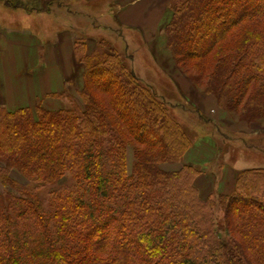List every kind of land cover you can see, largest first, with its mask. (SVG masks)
Wrapping results in <instances>:
<instances>
[{
    "label": "trees",
    "instance_id": "1",
    "mask_svg": "<svg viewBox=\"0 0 264 264\" xmlns=\"http://www.w3.org/2000/svg\"><path fill=\"white\" fill-rule=\"evenodd\" d=\"M2 1L30 14L52 10L42 0ZM163 31L192 82L204 80L220 101L226 93L224 106L243 119H264V0H179ZM81 43L82 110L0 104V264H264V180L252 181L264 168L240 174L218 201L203 197L194 167L162 168L192 145L180 103L161 98L130 55ZM198 121L191 130L210 134L212 122ZM246 154L264 164L263 149ZM66 176L71 183L44 206L37 190ZM216 205L230 242L217 236Z\"/></svg>",
    "mask_w": 264,
    "mask_h": 264
},
{
    "label": "crops",
    "instance_id": "2",
    "mask_svg": "<svg viewBox=\"0 0 264 264\" xmlns=\"http://www.w3.org/2000/svg\"><path fill=\"white\" fill-rule=\"evenodd\" d=\"M149 1L42 0L44 7L52 3V10L30 14L23 9L8 7L0 0V103L9 111L27 107L35 109L39 104L49 110L65 108L64 100L55 95L66 90L72 91L75 84L78 86L76 90L82 88L79 87V85L82 86L84 72V65L80 61L78 52L80 38H82L81 41L86 40L87 52L97 50L103 42H108L111 48L116 47L121 54L128 55L129 52L131 54L133 37L141 38L143 33L157 34L154 38L155 45L150 41V46L155 47L154 52H157L158 56L165 54L164 43H160L161 52L157 51L159 46L157 37L159 26L169 19L171 11L165 9L161 2L162 13L159 19H155V30H152L151 25L146 23L148 14L144 12V5ZM15 13H18L17 16ZM19 14L27 19L42 18L48 22L53 19H69L70 22L52 27L54 32L51 37L44 40L30 26L18 27L13 24L14 16L18 19ZM6 17H8V23H6ZM48 27L51 28L49 23L47 29ZM155 58L157 61V56ZM136 73L138 74L137 71ZM217 106L218 102L213 97L201 101L203 110L214 109ZM216 114L225 124L229 116L221 110L219 112L216 110ZM222 127L233 133H247L250 135L249 138L254 135L246 130L245 125H231L229 128L225 124ZM214 130L215 132L210 134H213L220 142H224L230 147L229 149L235 148L234 143L238 142L237 139L228 138L224 133L220 134V138L216 134L217 128ZM208 146L211 148L210 151L197 152L196 149H191L188 154L189 163L210 162L216 147L213 143ZM245 156L248 155L245 153ZM247 163L248 166L254 163L261 164L252 157L248 158ZM224 172H226L225 180L221 179L217 187L212 184L207 188L205 184L199 182V177L197 185L203 197L213 196L215 187L218 191L227 189L221 193L229 194L235 189L238 171L225 168ZM226 186L229 187L226 188Z\"/></svg>",
    "mask_w": 264,
    "mask_h": 264
},
{
    "label": "rangeland",
    "instance_id": "3",
    "mask_svg": "<svg viewBox=\"0 0 264 264\" xmlns=\"http://www.w3.org/2000/svg\"><path fill=\"white\" fill-rule=\"evenodd\" d=\"M179 0H150L147 4L144 5V12L148 14V17L146 19V23L150 24L152 30L154 29V25L156 23L155 19H159L162 13V4L163 2L165 9L171 11L172 14V5L177 3ZM257 2H254L256 4ZM16 16L18 13H15ZM14 16L15 20L13 21V24L18 27H25L30 26L35 33L39 34L40 37H42L44 40H48L52 33L54 32L52 30V27L59 26L61 24H67L70 22L69 19H53L51 22H48L46 20L40 19H27L22 14H19V18ZM171 15L169 19H167L165 22H163L159 26L157 37L159 41L158 46V52L160 53V43H164V48H166V53L162 56H158L154 46H150L152 41L155 42L154 38L156 35H146L143 33L142 37L139 38L133 37L132 38V47H130L131 54L130 59L132 60V65L135 67V71L138 72V75L149 85L153 86L156 92L161 96V98H164L170 106H172L171 103H180L179 109L180 111L184 110V114L181 116L178 114L179 121L183 122L185 127L187 128L188 132H190V137L192 140V145L189 147V149L186 151L183 158L176 162H167L162 164V168H164L166 171H179L182 168L186 166H192L194 167L198 172L199 175L196 178L197 180L200 177V183L205 184L208 188L213 184V186H218L220 184L221 179L225 180V174L224 172L225 168L238 171V177L243 175L244 172L247 170L252 169H260L264 168L263 163H254L252 166H248L247 160L248 156H245V153L253 152L257 149H263L264 150V119L262 120H246L241 117L240 114L236 112H231L226 109L224 106L227 104V97L228 95L224 93L222 95V100L220 101L219 95L214 92H206V86L202 80V82L199 85H196L194 82L190 80V78L181 72V70L177 67L174 57L172 55L171 50L168 47L167 44V36L166 33L163 31L164 25L170 20ZM8 17H6V23ZM48 23L51 25V28L47 29ZM47 29V30H46ZM82 38L79 39L80 43ZM154 40V41H153ZM86 43V40L83 41ZM81 43L80 45H82ZM155 45V43L153 44ZM151 48V50H150ZM99 49L108 51L111 49V46L108 42H103L101 47ZM98 49V50H99ZM152 51V52H151ZM43 54V53H42ZM125 56V55H123ZM155 56H157V61L155 60ZM141 71V72H139ZM195 72V71H194ZM83 86V83H82ZM79 85V87H82ZM78 86L75 84V88L71 89L72 91L66 90L64 97L62 99L65 103V108L68 107H75L78 109L84 108V100L81 95V91L76 90ZM213 97L218 102V106L214 109H208L203 110L201 108V101L203 99ZM1 104V103H0ZM2 105V104H1ZM172 110V109H171ZM220 110L226 113L229 117L226 119L225 124L227 127H231V125H245L246 130L254 133L252 135L253 138H249V134H243L242 133H233L230 132V130L222 127L225 124L220 121L216 114ZM201 118L207 119L208 121H211L210 127L208 128L211 133L215 132L214 129L217 128L216 134L221 138V135L224 133L228 138L231 139H238V142L240 141V145L237 146V148L229 149L224 142H220L219 139L213 136V134H209L203 127L198 130L197 132L195 130H191L192 127H196L197 123L199 122ZM224 119V117H223ZM219 120V122H218ZM225 120V119H224ZM229 124V125H228ZM222 125V126H221ZM221 134V135H220ZM148 135V134H147ZM248 136V137H247ZM213 137V138H210ZM210 139V140H209ZM210 143H213L216 147L214 150V157L209 162H202V163H189L188 161V154L191 149H196L197 152L199 151H210ZM135 159V149L134 146H130L127 150V163H128V170L130 173L133 172L134 168V162ZM203 161V160H202ZM263 171V170H262ZM230 173V172H227ZM229 175V174H228ZM227 175V177H228ZM11 176L16 178L19 182L22 184H27V179L23 177L21 174H19L16 171H11ZM237 177V179H238ZM261 181L264 180V176L261 177H254L252 181L254 180ZM261 179V180H260ZM262 180V182H263ZM72 181V178L70 176H66L62 178L59 182L45 185L43 188H40L37 190L38 197L43 202L44 206L47 204L46 201L49 198V195L52 190L60 188L62 184H70ZM70 182V183H69ZM261 182V183H262ZM237 183V180H236ZM29 184V183H28ZM264 184V183H263ZM35 185L30 184L28 186L29 189L34 190ZM214 188L215 192L213 195V198L218 201L220 195H229V193H221V191L224 192V190L227 191V189L222 190H216L217 188ZM229 186H226L228 188ZM236 187V184H235ZM236 189V188H235ZM235 189L230 193L232 194ZM6 188L2 185V182L0 181V192H4ZM210 196V195H209ZM217 204V203H216ZM214 211V221L216 228L218 229V235L219 237H222L224 240L230 242V236L226 232V226L224 221V212L220 208V206H215Z\"/></svg>",
    "mask_w": 264,
    "mask_h": 264
}]
</instances>
